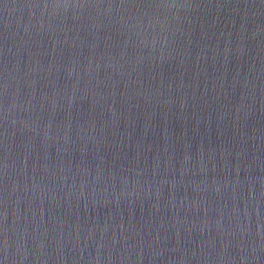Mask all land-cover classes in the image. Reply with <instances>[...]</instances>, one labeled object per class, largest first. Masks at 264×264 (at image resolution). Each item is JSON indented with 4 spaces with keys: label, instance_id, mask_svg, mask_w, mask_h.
Segmentation results:
<instances>
[{
    "label": "water",
    "instance_id": "water-1",
    "mask_svg": "<svg viewBox=\"0 0 264 264\" xmlns=\"http://www.w3.org/2000/svg\"><path fill=\"white\" fill-rule=\"evenodd\" d=\"M0 264H264V0H0Z\"/></svg>",
    "mask_w": 264,
    "mask_h": 264
},
{
    "label": "clouds",
    "instance_id": "clouds-1",
    "mask_svg": "<svg viewBox=\"0 0 264 264\" xmlns=\"http://www.w3.org/2000/svg\"><path fill=\"white\" fill-rule=\"evenodd\" d=\"M4 87L5 89H7L8 87L7 81H5ZM5 167H7V161L5 162ZM5 249L7 250V237H5Z\"/></svg>",
    "mask_w": 264,
    "mask_h": 264
}]
</instances>
